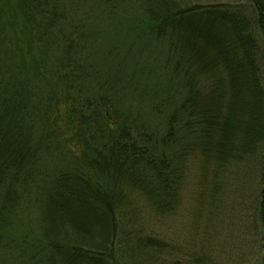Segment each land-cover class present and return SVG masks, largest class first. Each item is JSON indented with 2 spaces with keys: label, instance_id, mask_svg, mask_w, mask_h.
Segmentation results:
<instances>
[{
  "label": "trees",
  "instance_id": "16d2710c",
  "mask_svg": "<svg viewBox=\"0 0 264 264\" xmlns=\"http://www.w3.org/2000/svg\"><path fill=\"white\" fill-rule=\"evenodd\" d=\"M262 66L264 0H0V264H119L196 153L254 164L264 240Z\"/></svg>",
  "mask_w": 264,
  "mask_h": 264
},
{
  "label": "rangeland",
  "instance_id": "374dc122",
  "mask_svg": "<svg viewBox=\"0 0 264 264\" xmlns=\"http://www.w3.org/2000/svg\"><path fill=\"white\" fill-rule=\"evenodd\" d=\"M202 157L196 153L189 158L167 209L158 210L139 194H130L124 230L130 238L140 236L141 246L132 239L127 249L134 247L133 256L121 251L119 264H261L264 240L253 210L258 180L254 164L234 163L217 172L216 162Z\"/></svg>",
  "mask_w": 264,
  "mask_h": 264
}]
</instances>
